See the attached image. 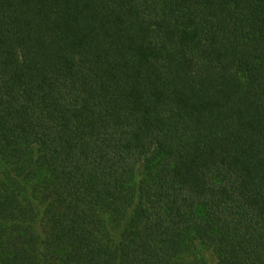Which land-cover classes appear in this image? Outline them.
<instances>
[{
    "label": "trees",
    "instance_id": "obj_1",
    "mask_svg": "<svg viewBox=\"0 0 264 264\" xmlns=\"http://www.w3.org/2000/svg\"><path fill=\"white\" fill-rule=\"evenodd\" d=\"M190 256L264 264V0H0V264Z\"/></svg>",
    "mask_w": 264,
    "mask_h": 264
},
{
    "label": "rangeland",
    "instance_id": "obj_2",
    "mask_svg": "<svg viewBox=\"0 0 264 264\" xmlns=\"http://www.w3.org/2000/svg\"><path fill=\"white\" fill-rule=\"evenodd\" d=\"M152 163H153L152 166L155 167V165H156L155 161H152ZM155 173H156V171H155ZM40 179L43 182L46 180V177L44 175H41ZM147 180L149 181L150 178L147 177ZM197 254H198L199 258L201 257L200 259H202V262L203 261L204 262H209V261L212 262V256H211L212 253L211 252H208L207 250H201V251L198 250ZM188 263L194 264L195 263V257L194 256L187 257V259H185V261H184V264H188Z\"/></svg>",
    "mask_w": 264,
    "mask_h": 264
}]
</instances>
